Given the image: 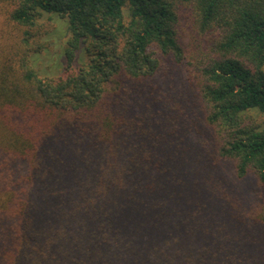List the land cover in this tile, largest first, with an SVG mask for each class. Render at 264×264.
Segmentation results:
<instances>
[{
	"label": "trees",
	"instance_id": "trees-1",
	"mask_svg": "<svg viewBox=\"0 0 264 264\" xmlns=\"http://www.w3.org/2000/svg\"><path fill=\"white\" fill-rule=\"evenodd\" d=\"M0 11V264H264V201L244 210L222 172L264 193V0ZM184 25L206 40L187 47ZM168 62L191 65L201 125L157 109Z\"/></svg>",
	"mask_w": 264,
	"mask_h": 264
},
{
	"label": "rangeland",
	"instance_id": "rangeland-1",
	"mask_svg": "<svg viewBox=\"0 0 264 264\" xmlns=\"http://www.w3.org/2000/svg\"><path fill=\"white\" fill-rule=\"evenodd\" d=\"M2 20L3 13L0 11V31L3 29ZM4 27L6 29H12L13 23L10 24L6 20ZM181 36L184 40L183 43L187 47L191 48L202 43L203 40H206L205 37L197 34L192 27H188L186 25H184L182 29ZM65 39L66 38L64 37L63 32L60 35L50 37V43L47 45L48 49H45L42 54L38 55L36 59L33 60V63L42 74H45L48 70L50 72L60 71V67L55 64L60 60L59 54L61 53L63 41ZM171 65L172 64L168 62V67H164L156 77V81H160L158 87L163 86L159 90V95L161 96V105H159L157 109L168 110L172 116H176V114L181 112L182 109H185V114L188 117L187 122L197 120L198 124L201 125V122L199 121L195 112L194 104L197 97V87L195 85L194 75L191 74V65H188L187 67H170ZM167 98L170 99V102L167 100ZM171 98L174 101L171 100ZM176 105H180L181 107ZM170 106H174L173 110L170 109ZM177 122L180 125H183V120L179 119ZM187 137L194 141L198 140L197 136L194 135L193 132ZM230 167V165L225 167L226 171L222 169V172L224 173L223 175H227L226 178L229 180V185H227L228 187L224 192L228 198H237L244 210L250 212L257 206L261 205L264 201L263 189L261 187V189H258L259 187H257L255 179L251 176L242 181H238L232 169H229ZM218 181H220V178L217 177L215 179V183Z\"/></svg>",
	"mask_w": 264,
	"mask_h": 264
}]
</instances>
